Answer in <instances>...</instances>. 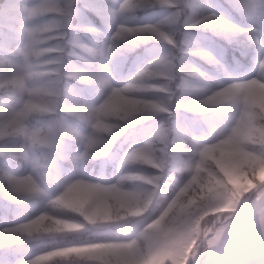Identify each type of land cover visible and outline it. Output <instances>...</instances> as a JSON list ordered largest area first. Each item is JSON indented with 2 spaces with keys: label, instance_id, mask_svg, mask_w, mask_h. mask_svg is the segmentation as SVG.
I'll return each mask as SVG.
<instances>
[{
  "label": "clouds",
  "instance_id": "1",
  "mask_svg": "<svg viewBox=\"0 0 264 264\" xmlns=\"http://www.w3.org/2000/svg\"><path fill=\"white\" fill-rule=\"evenodd\" d=\"M0 213V264H264V0H3Z\"/></svg>",
  "mask_w": 264,
  "mask_h": 264
},
{
  "label": "trees",
  "instance_id": "2",
  "mask_svg": "<svg viewBox=\"0 0 264 264\" xmlns=\"http://www.w3.org/2000/svg\"><path fill=\"white\" fill-rule=\"evenodd\" d=\"M0 3H3V0H0ZM91 14V13H90ZM94 17V16H93ZM95 18V17H94ZM212 39L215 42V47L216 48H223L224 50H226L228 56L230 57L232 54H234L235 49L228 47L227 45L224 44L223 41L217 40L216 38L212 37ZM139 54H141V52L139 51ZM9 219H11V217H9ZM0 220H2V213H0Z\"/></svg>",
  "mask_w": 264,
  "mask_h": 264
},
{
  "label": "rangeland",
  "instance_id": "3",
  "mask_svg": "<svg viewBox=\"0 0 264 264\" xmlns=\"http://www.w3.org/2000/svg\"><path fill=\"white\" fill-rule=\"evenodd\" d=\"M88 16H89V18L94 22V23H99V21H97L90 13H88ZM209 41H210V43L215 47V42H214V40L212 39V37L211 36H209ZM144 48L143 47H141L139 50H138V53L137 54H139V51L141 52V53H143L144 52ZM135 55V54H134ZM133 57H130V59H129V63H131V59H132ZM2 218H3V215H2ZM5 255H7L8 257H13L15 254L14 253H11V252H9V253H0V257H3V256H5Z\"/></svg>",
  "mask_w": 264,
  "mask_h": 264
}]
</instances>
